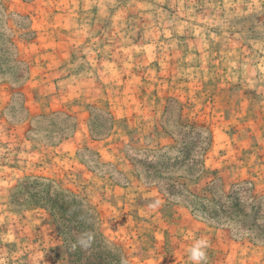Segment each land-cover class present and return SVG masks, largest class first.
Listing matches in <instances>:
<instances>
[{"label": "rangeland", "instance_id": "1", "mask_svg": "<svg viewBox=\"0 0 264 264\" xmlns=\"http://www.w3.org/2000/svg\"><path fill=\"white\" fill-rule=\"evenodd\" d=\"M42 42L95 77L39 78L24 49ZM259 165L264 0H0V264H85L98 245L109 264H192L198 239L206 264H264ZM56 191L90 200L103 242L78 243Z\"/></svg>", "mask_w": 264, "mask_h": 264}, {"label": "crops", "instance_id": "2", "mask_svg": "<svg viewBox=\"0 0 264 264\" xmlns=\"http://www.w3.org/2000/svg\"><path fill=\"white\" fill-rule=\"evenodd\" d=\"M54 49L55 48L52 45L50 44L46 45L45 42L30 43L27 45V48L24 49L25 52L30 51V54L35 56L33 68L35 67L36 73L39 72L40 74L39 78L41 79L45 78V81L47 82L51 81L54 84H57V83L60 84V83H65V82L67 83L72 80L76 81L77 79L89 80L95 77L94 75L98 71L97 68H95L96 65L95 64L93 65V63H90L86 59H85V62L81 64V62L77 61L76 58H74L73 52L69 50L70 48H68V50L71 52L70 53L68 52V54L69 55L73 54V56L70 55L71 58L69 59V62H67L68 64L66 68L68 71L63 72L65 67L63 68H60V67L64 65V62L61 63L60 60L57 61V58L54 60V58L56 57L55 55L52 57V55L55 52ZM71 49H74V47H71ZM33 79L34 78L32 77L31 80ZM102 99H104L103 96H98L97 98H94L91 96L89 97V102H86L83 106L86 108L87 105H90V104L95 105L97 102H100V100ZM37 113L39 114L40 112L38 111ZM33 116H35V114L34 115L31 114L29 117V120L32 119ZM85 127H86V123H85ZM83 128L84 127L81 125V130H84ZM121 129L122 128L120 124H115L113 126V129H112L113 132L109 140L115 143H122L123 141L118 137V134H120ZM85 139L86 138L84 137V134H82V131L80 132V128H79V131L77 130L76 133H73V135H71V137H69L68 139L63 140L61 143H59V145H62L64 142L69 145L70 144L77 145V144L82 143V141H84ZM93 142L94 144L98 145L99 141H93ZM263 167L264 165H259L257 167V168H260L259 174L261 175H264V170L262 169ZM129 171H130L129 173L132 174V170H129ZM245 173L246 175H248V169L245 170ZM132 179L129 182L130 186H133L134 184L138 183L134 179L133 174H132ZM139 186L141 187L140 184ZM106 190H110V188L107 187ZM122 190H124V193H127V192L129 193L130 191L134 193L136 191L135 193L138 194L140 191V188L139 190L138 189L133 190L131 188H125V189L123 188Z\"/></svg>", "mask_w": 264, "mask_h": 264}, {"label": "trees", "instance_id": "3", "mask_svg": "<svg viewBox=\"0 0 264 264\" xmlns=\"http://www.w3.org/2000/svg\"><path fill=\"white\" fill-rule=\"evenodd\" d=\"M199 167H201V168L198 169L193 174H190L191 171H189V172L185 173L187 175L178 176L177 178H180V179L181 178H188L190 180L191 179H197V178H199L200 174H201V178H203V176H205L208 173V170H207V172H205L206 173L205 174L204 173L205 167L203 165V162L200 164ZM203 173L205 175H203ZM56 195L62 196L66 199L64 206L59 205L57 207H53V210L54 211L56 210L57 212L64 214V222L68 226L69 232L71 234H74L75 233L74 227H78L77 232L75 234L82 235L84 233H89L92 236V240H97V242H99V243H100V241L103 242V237H102V234H101L99 228H96L95 230H93V226H97L99 223L97 222V217L94 214V211L91 209V206L87 202L88 200L85 197L81 198V197H79L73 193L67 192V191H56ZM56 195L49 198V200L55 202L54 199L57 198ZM227 198H229V196H227ZM51 216H52V210H51ZM91 228H92V230H91ZM97 247H98V249H100V250H97L98 253H100V255L98 253L97 254L92 253V255L89 258L85 259V264H109V262L106 261V258L100 257L101 254L103 257H106L108 254V251L102 252L103 248H101V246H99V245ZM105 249H107L106 246H105ZM113 250L117 251V249H115V248H113Z\"/></svg>", "mask_w": 264, "mask_h": 264}, {"label": "clouds", "instance_id": "4", "mask_svg": "<svg viewBox=\"0 0 264 264\" xmlns=\"http://www.w3.org/2000/svg\"><path fill=\"white\" fill-rule=\"evenodd\" d=\"M160 204V201H155L154 203H150L148 205L149 208L155 209ZM92 240V236L89 233H84L78 239V243L87 248L90 246ZM208 241L206 239H198L195 243L188 249L189 259L192 261V264H206L207 262V252Z\"/></svg>", "mask_w": 264, "mask_h": 264}]
</instances>
